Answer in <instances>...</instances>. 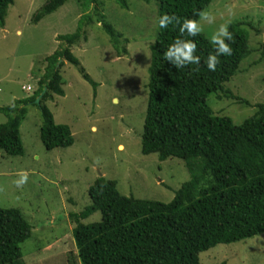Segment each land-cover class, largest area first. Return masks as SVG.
Instances as JSON below:
<instances>
[{
  "label": "rangeland",
  "instance_id": "obj_1",
  "mask_svg": "<svg viewBox=\"0 0 264 264\" xmlns=\"http://www.w3.org/2000/svg\"><path fill=\"white\" fill-rule=\"evenodd\" d=\"M45 1L14 0L5 26H0V106L33 95L45 72V58L59 47L58 36L78 27L83 9L77 0L33 22ZM127 2L128 7L114 0L91 4L93 22L86 26L87 38L71 49L98 83L96 95L93 85L66 61L61 69L65 95L47 101L55 121L70 126L72 146L47 149L40 138V109L28 103L20 128L23 156H0V205L20 209L32 225V237L22 244L25 264H69L70 255L81 264L70 215L92 204L89 188L100 176L116 180L126 196L166 203L191 178L182 159L161 161L156 153L142 152L159 5L153 0ZM205 11L214 17L211 24L200 21L209 40L225 21L249 22L243 25L249 31L252 53L225 83V92L208 97L214 113L240 124L256 113L258 103H264V0H213ZM103 21L119 34L128 53L118 55ZM6 120L0 114V124ZM21 175L27 180L18 187L14 181ZM99 220L101 213L96 211L84 222ZM200 260L201 264H264V234L219 244L202 252Z\"/></svg>",
  "mask_w": 264,
  "mask_h": 264
},
{
  "label": "trees",
  "instance_id": "obj_2",
  "mask_svg": "<svg viewBox=\"0 0 264 264\" xmlns=\"http://www.w3.org/2000/svg\"><path fill=\"white\" fill-rule=\"evenodd\" d=\"M68 1L46 0L32 21L37 22ZM77 1L83 9L78 27L74 33L58 36L59 47L45 58V72L33 95L17 99L13 105L0 106V114L7 118L0 124L2 158L24 154L20 128L28 103L40 109V138L47 149L66 148L74 143L70 126L55 121L47 101L55 95H65L61 69L66 61L78 68L96 95L98 83L71 49L80 39L87 38L86 26L93 22L89 8L99 0ZM114 1L128 7L127 0ZM153 1L159 5L158 16L166 13L182 21L199 19L198 13L213 0ZM13 3L14 0H0L1 27L5 26ZM245 22L228 26L233 34L232 53H221L214 71L207 68L206 60L215 53V47L204 33L184 36L196 42L194 54L200 57L199 64L176 68L170 60L163 59L162 53L180 36L179 25L173 22L158 28L151 45L142 152L156 153L161 161L170 157L182 159L191 178L168 203L126 196L119 191L116 180L97 178L89 188L92 205L70 215L75 223L76 259L81 264H201L202 252L264 234V103H258L256 113L240 124L214 113L208 104L210 94L225 92V83L237 74L242 61L253 51ZM102 27L118 55L128 53L111 24L103 21ZM96 211L101 213L100 221L81 220ZM32 233V225L20 209L0 205V264H25L22 244ZM69 257V264H78L72 255Z\"/></svg>",
  "mask_w": 264,
  "mask_h": 264
},
{
  "label": "clouds",
  "instance_id": "obj_3",
  "mask_svg": "<svg viewBox=\"0 0 264 264\" xmlns=\"http://www.w3.org/2000/svg\"><path fill=\"white\" fill-rule=\"evenodd\" d=\"M198 17L199 19L184 18L181 21L175 15H169L165 13L160 15L158 18L157 23L160 28H166L169 24H172L173 22L179 25L178 31L180 33V36L174 39V41L169 44L166 50H164L162 53L163 59L167 61L170 60L171 64L174 65L176 68H180L188 64H199L200 62V57L194 54L197 48L196 42L192 39H185L184 36H196L202 31V25L200 21L206 20L209 24H211L213 22L214 17L211 12L203 10L198 13ZM230 22L231 21L229 20L225 21L224 23H221L210 37L211 42L215 47V53L209 54L207 57L206 66L209 70H215L216 64L218 63V57L221 53H223L225 56L231 55L232 53L230 42L233 40V34L228 30V25ZM182 35L183 39L181 38ZM225 37L229 41L228 43H225ZM28 86L31 87V85ZM26 180L27 176L21 175L18 180L14 181V183L19 187L24 184ZM87 219L81 220L84 222Z\"/></svg>",
  "mask_w": 264,
  "mask_h": 264
},
{
  "label": "water",
  "instance_id": "obj_4",
  "mask_svg": "<svg viewBox=\"0 0 264 264\" xmlns=\"http://www.w3.org/2000/svg\"><path fill=\"white\" fill-rule=\"evenodd\" d=\"M60 62V61H59ZM45 93V89L43 90V92L40 94V96L37 98L36 102L39 103L40 102V99L43 97Z\"/></svg>",
  "mask_w": 264,
  "mask_h": 264
},
{
  "label": "built area",
  "instance_id": "obj_5",
  "mask_svg": "<svg viewBox=\"0 0 264 264\" xmlns=\"http://www.w3.org/2000/svg\"><path fill=\"white\" fill-rule=\"evenodd\" d=\"M27 88H28V90H30V89H31V87H30V86H28Z\"/></svg>",
  "mask_w": 264,
  "mask_h": 264
}]
</instances>
